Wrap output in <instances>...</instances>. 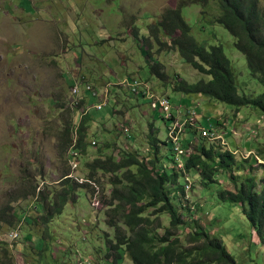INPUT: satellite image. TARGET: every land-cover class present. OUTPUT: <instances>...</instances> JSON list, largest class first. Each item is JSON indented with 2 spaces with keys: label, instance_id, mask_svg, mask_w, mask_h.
Listing matches in <instances>:
<instances>
[{
  "label": "rangeland",
  "instance_id": "rangeland-1",
  "mask_svg": "<svg viewBox=\"0 0 264 264\" xmlns=\"http://www.w3.org/2000/svg\"><path fill=\"white\" fill-rule=\"evenodd\" d=\"M178 3L0 0V264L115 261L108 239L115 242L116 232L107 224L113 177L99 171L92 178L89 165L108 157L120 160L125 152H135L148 162L146 159L152 158V153L148 154L151 137L166 143L169 128L174 125L166 122L165 114L153 109L148 98L123 88L125 79L145 82L156 95L171 97L175 107L196 108L205 127H210L208 120L229 122L225 131L223 128L228 145L224 149L235 154L239 167L219 174L217 185L209 188L198 174L188 176L192 185L182 214L188 217L185 222L190 229H179L177 237L185 242L191 231L201 227L223 242L238 264H264V249L241 207L219 198L221 192H236L251 173L256 177L257 192H261L264 116L252 108L238 111L177 91L183 81L195 85L211 80L185 62L166 34L160 35L166 46L152 38L151 30L161 16L177 9ZM260 5L264 9V0ZM183 16L202 45L225 49L243 95L255 98L264 94L259 77L251 74L236 40L218 24V5L208 9L190 5ZM155 63L160 65L161 76L153 75ZM109 83L114 85L109 92L110 103L97 110L102 95L93 96L86 90L87 85L105 91ZM76 84L81 90L79 98L84 101L79 112L73 110L76 97L71 88ZM81 115L89 118L86 147L72 163L68 156L73 143L66 129L75 130ZM126 128H130L131 137L123 132ZM161 149V170H175L173 159H169L170 149L164 145ZM255 155L260 158L258 164L252 162ZM93 188L104 190L105 196L95 202L96 207ZM66 193L69 204L61 215L51 216L45 197L57 200ZM161 223L168 228V216L162 217ZM16 233L19 237L13 238ZM159 235L163 236L164 230ZM123 264H132L129 256Z\"/></svg>",
  "mask_w": 264,
  "mask_h": 264
},
{
  "label": "trees",
  "instance_id": "trees-1",
  "mask_svg": "<svg viewBox=\"0 0 264 264\" xmlns=\"http://www.w3.org/2000/svg\"><path fill=\"white\" fill-rule=\"evenodd\" d=\"M178 2L177 9L169 10L161 16V20L151 30L152 38L163 45L160 35L166 34L171 38L172 48L179 51L185 62L211 80H203L195 85L183 81L177 91L187 96H201L238 111L252 108L264 116V94L255 98L243 95L235 66L225 49L222 46L202 45L183 16V10L190 4L210 7L216 2L221 10L219 24L237 40L238 51L247 58L251 74L259 77L264 88V9L260 0ZM152 70L153 75L161 76L159 63H155ZM88 121L89 118L84 117L77 127L76 150L80 153L85 152ZM66 131L69 142L72 143L73 130L67 128ZM194 132L191 134L195 135ZM150 146L149 155L152 153V158L146 159L148 162H144V158L133 152L122 156L120 160L108 157L89 165L92 178L99 171L113 177L110 184L112 195L107 202L110 208L107 224L116 232L115 242L108 239L109 247L115 253L112 264H123L126 256H129L132 264H238L223 242L201 227L196 232L191 231L185 242L177 237L178 230L187 227L185 220L188 219L182 214L186 208V188L181 183L184 172L176 169L161 170L162 143L157 136L151 137ZM173 162L176 164L174 160ZM236 167L239 164L231 152L222 146L202 141L186 162L185 172L199 173L203 185L209 188L217 185L219 174ZM261 186V192H257L256 177L251 173L236 192H221L219 198L223 203L241 207L242 214L259 240V246L264 249V180ZM69 200L68 193L57 200L45 197L52 210L51 216L61 215ZM164 216L169 219V227L166 229L161 223ZM190 217L195 219L194 216ZM8 224L11 225L12 220ZM186 229L189 232L190 228ZM161 230H164L163 236L159 235ZM107 259L111 258L108 256Z\"/></svg>",
  "mask_w": 264,
  "mask_h": 264
},
{
  "label": "clouds",
  "instance_id": "clouds-1",
  "mask_svg": "<svg viewBox=\"0 0 264 264\" xmlns=\"http://www.w3.org/2000/svg\"><path fill=\"white\" fill-rule=\"evenodd\" d=\"M190 5L191 6L192 5H201V6H203L206 9L209 8V7H206V6L202 5V4H190ZM190 5H188V6H190ZM214 5H217L216 2H213L211 6H214ZM205 12H206V10L204 11V13ZM218 24H219V22H218ZM219 25L222 26L221 24H219ZM236 47H237V40H236ZM120 85H122V84H119V86ZM111 86L114 87V85H111L109 83L107 85L105 91H103V89H98V88L92 89L90 86L87 85V89L86 90L88 92L93 93V96H98V98H99V95L98 94L101 93V95H102V97L99 98L98 105L96 106V109L97 110H102L104 106H106L107 104L110 103V94H109V92H110ZM122 86L126 90L133 91L136 96L148 98L152 102L153 109L159 110L163 114H165L166 115V119H165L166 122H169V123H173L174 124L171 128H169V140L166 143L165 142H162L161 140L160 141H161L162 145H164V147L166 149H170V152H168V153H172V154L170 155L171 157L169 159L172 158L176 162V164H174V166H175L174 169H176L179 172L180 171L181 172H184L183 173V178L181 179V183H182V180H185V184L183 185V183H182V185L186 188V196H185V200H186L187 199V190H189L188 189V186L191 189V185H192L191 184V181L188 178V176L191 173L190 174H187L185 172V170H186V162L194 154L195 147L197 145H199V143L202 142V141L208 142L211 145H219V146H222V148H225V146L227 145V143L225 141V137L223 135V132L229 126V122L226 123L224 120H222V121L221 120H218L217 123H216V122H213V121L208 120V123H209L210 127H205L204 123L202 122V124H201L200 121H199V112H198V110L196 108H193L192 110H190V109L184 110L181 107L180 108L175 107L173 105V102L171 100V97L156 95L154 92H151L149 86H147L145 84V82L142 83V82H139V81H134V80L132 81V80H129V79H125L124 80V84ZM71 89H72L73 96L76 97V101L73 102V110H75L77 108L78 109L77 111L79 112L80 106H82V104L84 103L83 99L79 98V96L81 94L80 87L76 84L75 87H73ZM74 90H76L77 93H74ZM103 97H105V98H103ZM165 98L168 99L170 101V103H171V116L173 117L172 119H169L168 114L161 107H155V104H156V102L159 99H165ZM88 104H89V102H88ZM92 109L94 110V107ZM89 110H90L89 108L86 109L87 113L89 112ZM193 110L196 111V113L198 115V117H197L198 118V125L195 126V127L188 126L183 131V133L181 135V142H182V147H183V150H184L185 154L183 156H180L179 153L177 152L176 148H175L174 142L171 139V136H170L171 129L174 128L178 122H180L181 125H184L190 119V111H193ZM84 117H85L84 115H81V118L82 119ZM224 127H225V129L223 131V128ZM202 130H207L211 134H216V136L219 139L218 140H213V138H206V137H204L203 134H202ZM76 131H77V128L72 131L73 132V138L74 139H73V142H72L73 144H71L72 147L70 149L69 156H68V159L70 158V161L72 163H74L73 161L75 159L81 157L80 151L79 150H76V141H77ZM123 132L126 135H128V136L131 134L130 128L123 129ZM191 132H194L196 134L195 135H192ZM234 134H235V132H234ZM130 137H131V135H130ZM93 144L95 145L96 142H93ZM149 152H150V149L148 151V154H149ZM131 153H133V152H125V153L122 154V156L129 155ZM231 153L235 156V154L233 152H231ZM122 156H121V158H122ZM251 159H252V162L253 163H256V164H258V162L260 161V158L259 157H256V155L253 156V157H251ZM193 173H195V172H193ZM196 174L199 175V173H196ZM93 189H94V193H95V197L93 196V206H94L96 198H99V200H102L105 196H104V190H102V191L97 190L98 188H93ZM97 191H98V193H97ZM100 193L102 195L101 197L99 196ZM94 207H96V206H94ZM18 237H19V235H18ZM85 261H87L88 264H94L93 261L91 262L89 260H81V259L77 263H75V264L82 263V262H85Z\"/></svg>",
  "mask_w": 264,
  "mask_h": 264
},
{
  "label": "built area",
  "instance_id": "built-area-1",
  "mask_svg": "<svg viewBox=\"0 0 264 264\" xmlns=\"http://www.w3.org/2000/svg\"><path fill=\"white\" fill-rule=\"evenodd\" d=\"M74 93H77L76 90H74ZM155 107H161L169 116V119H172L173 117L171 116V103L168 99H159L156 104ZM198 115L196 113V111H190V119L184 124L181 125L180 122H178L176 124V126L174 128L171 129V139L174 142L175 148L177 150V152L179 153L180 156H183L185 154L183 147H182V142H181V135L183 133V131L188 127V126H192L195 127L198 125ZM202 134L204 137L206 138H213V140H218L219 138L216 136V134H211L210 132H208L207 130H202ZM188 189L190 190V187L188 186ZM96 203H99L100 200L99 198H96L95 200ZM13 238H17L18 234H14L12 236ZM78 264H88L87 261L82 262V263H78Z\"/></svg>",
  "mask_w": 264,
  "mask_h": 264
}]
</instances>
